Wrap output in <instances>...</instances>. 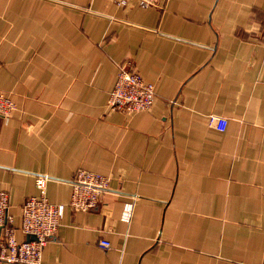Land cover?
Masks as SVG:
<instances>
[{"label":"crops","instance_id":"obj_1","mask_svg":"<svg viewBox=\"0 0 264 264\" xmlns=\"http://www.w3.org/2000/svg\"><path fill=\"white\" fill-rule=\"evenodd\" d=\"M123 63L150 109L109 107ZM0 93L19 240L38 175L66 205L79 169L110 178L95 208L67 207L42 264H264V0H0Z\"/></svg>","mask_w":264,"mask_h":264},{"label":"built area","instance_id":"obj_2","mask_svg":"<svg viewBox=\"0 0 264 264\" xmlns=\"http://www.w3.org/2000/svg\"><path fill=\"white\" fill-rule=\"evenodd\" d=\"M126 0H119L125 3ZM166 0H137L143 6H159ZM156 92L154 85L144 80L141 74L128 66L120 64L117 79L109 96V107L132 113L145 111L152 107ZM15 109L14 101L0 93V115L9 116ZM210 125L218 130H225L227 119L211 115ZM47 176L38 175L36 186L38 195L27 197L21 205V230L35 239L19 240L16 235L15 218L9 212V192L0 188V261L20 264H42L43 250L48 241L57 234L67 207L72 210L88 211L95 208L101 196L108 190L110 178L104 174L79 169L72 179V194L68 205L52 203L47 196ZM133 204L127 202L122 217L129 220ZM101 246L108 248L110 242L101 241Z\"/></svg>","mask_w":264,"mask_h":264},{"label":"water","instance_id":"obj_3","mask_svg":"<svg viewBox=\"0 0 264 264\" xmlns=\"http://www.w3.org/2000/svg\"><path fill=\"white\" fill-rule=\"evenodd\" d=\"M28 240H32V239H35V236L34 235H30V236H28V238H27Z\"/></svg>","mask_w":264,"mask_h":264}]
</instances>
